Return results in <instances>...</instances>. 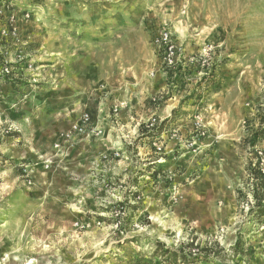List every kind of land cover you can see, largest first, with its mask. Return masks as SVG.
Listing matches in <instances>:
<instances>
[{
  "label": "rangeland",
  "instance_id": "rangeland-1",
  "mask_svg": "<svg viewBox=\"0 0 264 264\" xmlns=\"http://www.w3.org/2000/svg\"><path fill=\"white\" fill-rule=\"evenodd\" d=\"M0 1V264H158L156 241L218 242L200 264H264L243 143L264 103V0ZM85 112L89 135L66 143ZM195 116L204 135L172 147L163 132L188 140ZM119 123L135 134L101 149ZM256 151L264 165V139Z\"/></svg>",
  "mask_w": 264,
  "mask_h": 264
},
{
  "label": "trees",
  "instance_id": "trees-1",
  "mask_svg": "<svg viewBox=\"0 0 264 264\" xmlns=\"http://www.w3.org/2000/svg\"><path fill=\"white\" fill-rule=\"evenodd\" d=\"M257 112L259 113V125L252 130L248 138L243 140L244 145L250 150L245 158L244 171L245 181L251 196V200L247 202L249 205L248 211L253 214L250 218L262 226L264 225V165L262 163V152H254V149L264 139V103L257 106ZM238 192L241 193L240 190ZM233 247L237 252L239 249L238 240H236ZM222 252L223 250L218 242L208 246L207 244L200 245L190 241L181 242L177 247H166L160 241H156L153 256L157 257L158 264H200L209 257L220 256Z\"/></svg>",
  "mask_w": 264,
  "mask_h": 264
},
{
  "label": "built area",
  "instance_id": "built-area-1",
  "mask_svg": "<svg viewBox=\"0 0 264 264\" xmlns=\"http://www.w3.org/2000/svg\"><path fill=\"white\" fill-rule=\"evenodd\" d=\"M3 33L8 37H16V27L13 25V23L10 22L8 30L3 31ZM155 44L162 51V61L167 68L174 69L178 65L183 63L184 58L182 56L181 48L173 42L171 38V32L168 29H164L160 32L158 37L155 39ZM4 71L8 73V70L6 68H4ZM90 116L91 115L88 112L83 113L80 116L79 120L71 126L70 130L63 134V140L66 143H70L79 134L89 135L88 127L90 124ZM161 121L162 120L160 118L152 117L149 121L145 123V126L149 130L156 131ZM203 127L204 126L201 123L200 118L198 116H195L192 120V129L194 134H192L188 140H183V134L181 133V125L171 128L168 131H164L163 133L167 134L168 139L173 140L177 145L182 146L186 144L188 146H192L196 143L197 138H200L204 135L205 132ZM95 134H98V132H96ZM154 147L156 153H160L159 151L161 150V145L155 143ZM114 155L119 156L117 152H114ZM103 157L106 158L107 156L104 155Z\"/></svg>",
  "mask_w": 264,
  "mask_h": 264
},
{
  "label": "crops",
  "instance_id": "crops-1",
  "mask_svg": "<svg viewBox=\"0 0 264 264\" xmlns=\"http://www.w3.org/2000/svg\"><path fill=\"white\" fill-rule=\"evenodd\" d=\"M171 100H172V98H171ZM168 101V100H167ZM167 101H166V103H167ZM169 105V104H168ZM175 107V104H171V106L168 108L169 110H172L173 108ZM169 110H167V111H169ZM167 111H165V112H167ZM170 113V112H169ZM169 113H166V114H164V116L163 117H167L168 115H170ZM178 121H182V119H178ZM92 124H94V123H92ZM119 124H121L120 126H117V125H115V127L114 126H112L111 128L113 129L112 131H113V135H111L110 137H105V138H103L102 140H100V143H101V145L103 146V148H101V149H105V150H110V149H113V148H111L112 147V145H113V143H115V144H117V143H119V144H122L123 142H127V140H130L129 139V137H130V135L129 134H135V126H134V129L133 130H130L129 128L127 129V130H125L124 129V127L126 126V125H130V123L128 124H124V123H119ZM118 124V125H119ZM139 123H137L136 125H138ZM143 135H144V133H139V134H137V137H139V139H138V141H137V147H139V149H142V148H145V139L147 138V137H143ZM153 135H155V134H153ZM115 137V139H116V137H117V140L118 141H114L113 142V137ZM141 137H143V138H141ZM151 139H148L147 140V142L149 143L150 142V140H154L155 138H156V136H152V137H150ZM165 138H167L168 139V137L166 136ZM90 139H93V145H97V141H99L96 137H91ZM166 140V139H165ZM170 143H171V145H172V147H176L177 148V150L178 149H180V148H178L177 147V144L173 141V140H170ZM104 152V150L102 151V150H97V151H95V152ZM107 161V160H106ZM151 163V162H150Z\"/></svg>",
  "mask_w": 264,
  "mask_h": 264
},
{
  "label": "bare ground",
  "instance_id": "bare-ground-1",
  "mask_svg": "<svg viewBox=\"0 0 264 264\" xmlns=\"http://www.w3.org/2000/svg\"><path fill=\"white\" fill-rule=\"evenodd\" d=\"M8 258V257H7Z\"/></svg>",
  "mask_w": 264,
  "mask_h": 264
}]
</instances>
